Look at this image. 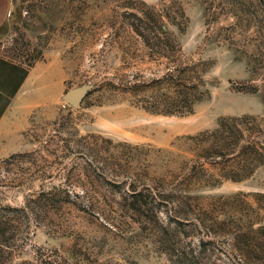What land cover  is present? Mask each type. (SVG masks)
<instances>
[{"label":"rangeland","instance_id":"obj_1","mask_svg":"<svg viewBox=\"0 0 264 264\" xmlns=\"http://www.w3.org/2000/svg\"><path fill=\"white\" fill-rule=\"evenodd\" d=\"M137 1L22 0L18 17L0 29L1 55L32 64L45 49L61 52L64 92L85 90L76 105L61 99L54 118L33 116L19 149L8 150L0 139V264H239L264 258L248 253L245 244L206 235V217L221 222L227 214L187 210L177 221L164 207L134 211L127 197L131 180L114 177L106 159L121 157L139 173L137 185L167 192L188 173L185 166L176 176L188 156L185 136L213 130L223 117L264 118V0H165L184 13L176 17L179 28L167 22V29L205 70L207 92L186 114L142 107L157 94L163 66L140 45L130 27L135 19L123 15L139 13ZM126 80L135 82V93L125 91ZM186 189L188 200L204 207L240 192L254 202L255 194L264 195V164L241 181ZM40 193L51 199H38Z\"/></svg>","mask_w":264,"mask_h":264},{"label":"trees","instance_id":"obj_2","mask_svg":"<svg viewBox=\"0 0 264 264\" xmlns=\"http://www.w3.org/2000/svg\"><path fill=\"white\" fill-rule=\"evenodd\" d=\"M137 2L142 7L139 13L123 12V15L135 19L130 27L140 45L146 49L150 59L163 66L155 86L157 94L149 105L143 104L142 107L164 114L189 113L194 102L202 99L207 91L203 90L205 70L201 67V62L187 58L175 33L167 29L168 23L179 28L181 23L176 21V17H184L183 10L180 5H175V9L173 4L166 5L165 0L156 5ZM124 89L126 92L135 93L137 87L132 80H126ZM185 140L188 143V156L182 157L180 164L184 163L182 168L186 166L188 173L182 176L179 188L167 192L165 188L148 184L137 185L139 173L136 170H131L129 164H121L122 158L119 156L111 154L106 158L112 166L111 173L114 177L131 180L130 189L127 191L131 209L136 212H157L164 207L166 211H172L177 221L180 220L178 216L187 210L227 214L228 220L221 222L206 217L211 219L206 235H222L230 241L245 244L248 253L263 256L264 195L255 194L254 202L247 199L249 195L245 192L219 196L212 198L204 207L199 202L188 200L186 188L215 186L224 180L241 181L249 178L257 167L264 164V118L250 114L223 117L217 128L187 135ZM184 169L176 176H180ZM158 180L159 183L164 182V178ZM48 194L50 193H40L38 199H51L45 198ZM57 201L64 203L68 200L61 198ZM233 215L239 217L234 220ZM201 223L206 226L205 221ZM255 223L258 225L253 228ZM194 224L198 226L200 222ZM238 263L264 264V258Z\"/></svg>","mask_w":264,"mask_h":264},{"label":"crops","instance_id":"obj_3","mask_svg":"<svg viewBox=\"0 0 264 264\" xmlns=\"http://www.w3.org/2000/svg\"><path fill=\"white\" fill-rule=\"evenodd\" d=\"M22 0H0V29L14 21ZM61 52L45 49L43 58L27 65L0 54V139L8 150L18 141L33 116L54 118L64 94L65 69Z\"/></svg>","mask_w":264,"mask_h":264},{"label":"water","instance_id":"obj_4","mask_svg":"<svg viewBox=\"0 0 264 264\" xmlns=\"http://www.w3.org/2000/svg\"><path fill=\"white\" fill-rule=\"evenodd\" d=\"M84 94H85V90L83 88L73 89L64 92L62 99L65 100L70 105H76L84 96Z\"/></svg>","mask_w":264,"mask_h":264}]
</instances>
